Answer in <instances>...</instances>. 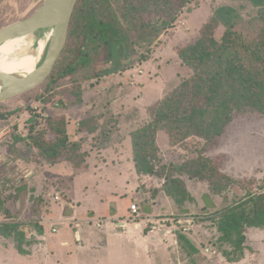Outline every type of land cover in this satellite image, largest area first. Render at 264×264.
I'll return each instance as SVG.
<instances>
[{"label": "rangeland", "instance_id": "rangeland-1", "mask_svg": "<svg viewBox=\"0 0 264 264\" xmlns=\"http://www.w3.org/2000/svg\"><path fill=\"white\" fill-rule=\"evenodd\" d=\"M42 1L0 0V27L27 17ZM223 5L237 10L241 21L235 30L244 40L251 39L253 33L245 21L255 15L256 8L249 0H189L172 26L151 45L145 60L138 59L142 52H146L145 48L133 49L128 69L83 81L81 104L63 106L59 101V98L73 97L69 92L71 82L64 85L47 104L35 99V95L43 91V86L0 102V194L3 199L0 227L13 226L14 234L18 231L23 234L21 244L13 236L6 238L0 235V264H170L172 261L219 264V260L223 264H264V227L245 230L242 254L230 242L220 239L213 220L216 210L234 203L245 194L264 193L263 113L256 110L235 113L218 142L204 153L230 179L220 195L212 193L207 181L188 173L175 172L173 175L183 180L191 196L178 206L164 193V179L137 174L132 161L131 132L150 120L149 106L192 75L191 69L176 54V46L195 41L202 25L217 7ZM222 30L220 27L217 34L220 35ZM47 38V29L26 35L28 45L17 54L34 53L41 58ZM48 115H64L67 124H72L69 126L72 132L77 131L76 123L81 119L92 124L96 130L93 137L87 136L83 147L86 152L106 143L114 148V153L97 158L103 162L95 169L96 173L93 172L95 177L92 173H78L82 165L67 164V167L56 163L45 164L41 168L37 166L36 175L29 178L32 168L27 162H31L33 152L22 140L16 147L12 137L14 141L26 136L30 118L37 119L35 128L42 127L43 118ZM156 141L162 164H180L197 157L195 152L184 153L172 145L163 129L157 132ZM52 177L62 178L61 188H65L71 201L79 202L75 213L70 210L69 199L60 196L59 192L64 193V190L56 188ZM54 189L58 191L59 201L53 199ZM112 191L115 194L111 198H116L118 208L110 205ZM131 191L136 192L138 198H131ZM96 194L103 199L102 202L95 199ZM133 203L139 215L135 221L129 210ZM84 211L88 219L84 224L91 229L96 218L99 222L108 218L116 219L114 222L117 223L126 221L130 226L117 228L110 223L116 233L94 235L91 244H99L101 248L91 255L88 247L78 248L80 242L76 241V233L71 227V224H77L76 212L81 214ZM146 218L159 221L157 230H168L178 238L185 236L189 241L193 240L202 253L179 238L181 244L173 256L180 255L182 260H175L160 249L154 254L153 250L150 251L148 255L152 256L148 263L133 250L135 229H132V225L138 224L141 233L153 232L146 225ZM107 224L104 223L102 231L110 227ZM185 227L190 229L184 231ZM53 228L57 229L56 233ZM66 232H69L67 247L58 242ZM18 244L23 251L17 249Z\"/></svg>", "mask_w": 264, "mask_h": 264}, {"label": "trees", "instance_id": "trees-1", "mask_svg": "<svg viewBox=\"0 0 264 264\" xmlns=\"http://www.w3.org/2000/svg\"><path fill=\"white\" fill-rule=\"evenodd\" d=\"M256 8L245 21L253 36L244 40L235 30L241 17L228 5L217 7L200 29L199 37L176 46L175 52L192 71L177 88L148 108L150 120L131 132L132 161L137 174L164 179L163 191L181 206L191 198L175 172L205 180L213 194L220 195L230 179L204 153L224 134L235 113L256 110L264 114V0H249ZM189 0H77L72 13L67 43L51 74L38 86L44 89L35 99L49 103L71 82L73 97L59 98L63 106L82 103L81 83L99 79L130 67L133 49L149 48L166 31ZM223 29L221 34L217 32ZM69 78L68 80H66ZM51 92V93H49ZM13 113V112H12ZM31 119V120H30ZM22 140L33 152L34 164L67 162L79 167L86 156L84 143L96 128L85 119L77 130L84 135L70 139L64 115H48L35 128L30 118ZM164 130L172 145L197 153L180 164H162L158 158L157 132ZM21 137V136H20ZM223 180H225L223 182ZM3 199L0 194V207ZM220 239L241 251L247 228L264 227V193H247L213 215ZM13 226L0 227V235L23 241ZM41 232V230H40ZM180 239L190 243L185 236ZM19 244L17 249L23 251Z\"/></svg>", "mask_w": 264, "mask_h": 264}, {"label": "water", "instance_id": "water-1", "mask_svg": "<svg viewBox=\"0 0 264 264\" xmlns=\"http://www.w3.org/2000/svg\"><path fill=\"white\" fill-rule=\"evenodd\" d=\"M76 3L77 0H43L27 17L0 27V45L38 30L50 29L42 57L38 56L37 69L34 72L23 74L0 71V102L37 87L51 74L67 43ZM110 205L116 208L114 202Z\"/></svg>", "mask_w": 264, "mask_h": 264}, {"label": "crops", "instance_id": "crops-1", "mask_svg": "<svg viewBox=\"0 0 264 264\" xmlns=\"http://www.w3.org/2000/svg\"><path fill=\"white\" fill-rule=\"evenodd\" d=\"M71 125L67 124V133H70V136H69L70 139H79L80 136L84 135L83 132H79L77 130L78 122L76 123V130L77 131H73L72 132L71 129H69V126H71ZM89 136L93 137V134H91ZM87 140H88V138H87ZM84 150H85V148H84ZM111 153H114V148L109 143H106L105 145H102L99 148H95V149H93L91 151H88L86 153V156H85V159H84V163L82 165L83 168L81 170H79L80 172H78V173H82V174H84V173H86V174L92 173L93 174L94 171L96 173L95 169H97V167H100V164H102V162H103L101 160H97V158L99 156H101V155L103 156V158H105L106 156H108L107 154H111ZM60 163L61 164H65L66 166H67V164L70 165L67 162H60ZM27 165H28V167L32 168V173L30 174L29 178H33L36 175L37 166H39L41 168L45 164H34V163L29 161V162H27ZM74 169H76V168H74ZM30 172H31V170H30ZM93 176L95 177V174H93ZM99 179H101V177ZM51 181L56 184V188H61L60 185H61V183L63 181L62 178L52 177ZM62 191L64 193L59 192L60 196L63 195V196H66V198L69 199V202H70L69 206L71 207L70 210H72L74 212L75 207H77L79 205V202H76V201H73V200L71 201L70 200V196L68 195V193L65 190V188L62 189ZM120 192H122L123 194L125 193L124 191H120ZM54 193H56V194H54ZM53 194H54V196L58 195V191L56 189H54ZM114 194H115V192L112 191L109 198L114 197L113 196ZM129 194H130V197L133 198V199L138 198V194L136 192H132L131 191ZM54 196H53V199H54ZM96 196L97 197H95V199L97 201H100V202L103 201V199L99 196V194H96ZM114 199H116V198H114ZM114 199L111 198L110 204L112 202H114L115 205H117V202ZM59 200H60V197H59V199L57 201H59ZM72 203H75V204L77 203V205L75 206V204H72ZM117 208H118V205H117ZM116 212H117V210H116ZM84 214H85V211L83 213H81V214L76 212L77 219H78L77 222H76L77 224L76 225L75 224H71V227L74 229V232L76 233V241L80 242V246H78V248L80 249V248L88 247V251L90 252L91 255L96 254L95 251H97L98 249L101 248L99 246V244H96V245H92L91 244L92 240L94 239V235H97L99 237V235H101V234H109V233L115 234L116 233L115 229L112 228L113 226H110V223H114V225H115L114 227H117V228H121V227L122 228H128L130 226L129 223L126 222V221L122 222L123 223L122 225H119L117 222H114L116 219H113V218L112 219L108 218V220H106V221L102 220L103 222L101 220H100V222L97 221V218H96L95 220L93 219V222H92L93 226H92V229H91L89 226H86V224H84V223L88 222V219L85 217ZM115 215L120 216L118 213H116ZM106 222H108L107 225H109L110 227H108L107 229L102 231L101 229H103L104 223H106ZM132 229L133 230L135 229L134 230L135 231V236L133 238L135 246H134L133 250L136 253L140 254L141 257H143L145 259V261H148V263L150 262V258L152 256V254H154V251L156 252V251H158L160 249H162V253L163 254L170 255V256L172 255V257H175V260H182L180 258V255L179 256H173L174 251L178 252L179 244H181L179 238L173 232L168 231V230H163V231L162 230H155L153 232L150 231V232L144 234V233H141V231H140V229L138 227V224L132 225ZM56 232H57V229H56L55 233ZM68 235H69V232L68 233L66 232L65 235H63L58 240V242L60 241L59 242L60 245H63L65 247H67V245L69 244L68 243L69 242ZM187 239H189V238L187 237ZM190 243H191V245H193L195 247V249L201 251V249L196 244V242H194L193 240L190 239ZM141 244H142V246H141ZM193 246L192 247L190 246V247L193 249ZM151 250H153V252L149 256L148 254L150 253ZM199 251L197 253H199ZM201 253H202V251H201ZM189 255H191V254H189ZM216 258L220 259L219 256H216ZM218 263L219 264H223V261L219 260ZM170 264H182V263L180 261H172V263H170Z\"/></svg>", "mask_w": 264, "mask_h": 264}, {"label": "bare ground", "instance_id": "bare-ground-1", "mask_svg": "<svg viewBox=\"0 0 264 264\" xmlns=\"http://www.w3.org/2000/svg\"><path fill=\"white\" fill-rule=\"evenodd\" d=\"M47 30L49 35L50 29L48 28ZM25 37L26 36L17 37L8 40L2 45H0V71L8 72V73L24 74V73H32L37 69V64L39 59L37 54L34 53L17 54L18 51L24 50L28 45Z\"/></svg>", "mask_w": 264, "mask_h": 264}, {"label": "built area", "instance_id": "built-area-1", "mask_svg": "<svg viewBox=\"0 0 264 264\" xmlns=\"http://www.w3.org/2000/svg\"><path fill=\"white\" fill-rule=\"evenodd\" d=\"M54 199L55 200H58L59 199V196L58 195H55L54 196ZM129 210H130V216L133 218V221H135V219L137 217H139V215H138V208H137L136 204H134V203L131 204L130 207H129ZM144 221L146 222V225H148V227L151 230H153V231L157 230L158 227H159V224H160L159 221L156 222V221H154L152 219H149V218H146ZM189 229H190L189 227L183 228L184 231H188ZM53 231H56V228H53Z\"/></svg>", "mask_w": 264, "mask_h": 264}]
</instances>
